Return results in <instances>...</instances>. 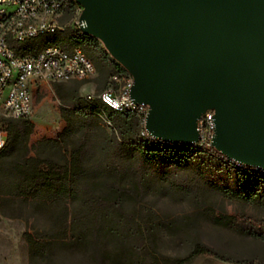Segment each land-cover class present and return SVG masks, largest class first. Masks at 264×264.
<instances>
[{
	"label": "rangeland",
	"instance_id": "1",
	"mask_svg": "<svg viewBox=\"0 0 264 264\" xmlns=\"http://www.w3.org/2000/svg\"><path fill=\"white\" fill-rule=\"evenodd\" d=\"M77 8L73 0H64L62 30L75 28ZM98 43L105 65L95 66L92 77L33 90L27 118L32 133L26 150L11 151L9 161L27 151L59 165L67 162L69 149L62 142H41L57 139L65 127L63 107L73 98L97 95L117 73L118 64ZM91 116V126L98 129L88 137L83 154L88 173L82 183L101 205L91 209L65 198L10 197L1 204L6 216H0V264H264V241L213 221L227 215L263 222L264 227L263 209L228 200L209 185L220 178L213 170L216 162L187 172L178 168L173 155L155 152L145 162L135 159L119 175L98 170L106 156L102 143L115 134L97 115ZM195 248L203 252L191 256Z\"/></svg>",
	"mask_w": 264,
	"mask_h": 264
},
{
	"label": "water",
	"instance_id": "2",
	"mask_svg": "<svg viewBox=\"0 0 264 264\" xmlns=\"http://www.w3.org/2000/svg\"><path fill=\"white\" fill-rule=\"evenodd\" d=\"M78 30L130 76L144 129L198 142L212 112L215 152L264 170V0H73Z\"/></svg>",
	"mask_w": 264,
	"mask_h": 264
},
{
	"label": "trees",
	"instance_id": "3",
	"mask_svg": "<svg viewBox=\"0 0 264 264\" xmlns=\"http://www.w3.org/2000/svg\"><path fill=\"white\" fill-rule=\"evenodd\" d=\"M45 45H59L66 50L78 46L90 58L94 67L98 69V65H105L102 56L104 52L98 41L82 34L77 28H66L53 34H44L24 42L13 43L11 48L16 54L22 55L35 53ZM114 69L118 73L126 74L118 65L114 66ZM98 109L104 110L111 120L112 132L115 134L114 139L105 137L102 143L106 156L105 160L97 164L98 170L112 173L116 170L119 175L127 168L133 167L135 159L139 158L145 162L152 158L155 152L173 155L171 159L178 162V168L181 169L182 165V170L187 172L196 170L197 165L205 167L211 163L210 161H214L217 166H214L213 170L219 171L220 178L208 182L217 193L228 200L252 204L264 210V174L253 173L250 168L237 170L226 165L218 157L210 156L203 150L189 149L185 145L171 147L147 142L139 138L138 123L134 117L114 112L101 106L99 102L92 106L84 99L73 98L69 106L61 109L60 116L65 122V127L58 134L57 139H46L41 142L52 146H59L62 142L68 147V160L63 165L36 156H28L27 151L14 161H9L7 158L11 151L26 150L33 124L28 119L5 120L2 123V129L6 132V142L0 150V216H6L1 204L10 197L38 201L65 198L80 202L91 209L101 205V199L94 196L82 183L88 173L87 167L83 164V154L88 145V137L95 135L94 128L97 127L91 126L90 119ZM128 134L131 135L130 140H127ZM213 221L264 241L263 222L227 215L216 217ZM33 249L30 246V253ZM202 252L195 248L191 256Z\"/></svg>",
	"mask_w": 264,
	"mask_h": 264
},
{
	"label": "built area",
	"instance_id": "4",
	"mask_svg": "<svg viewBox=\"0 0 264 264\" xmlns=\"http://www.w3.org/2000/svg\"><path fill=\"white\" fill-rule=\"evenodd\" d=\"M64 0H0V150L6 142L2 129L5 120L27 119L32 113V92L51 83L84 81L95 74L90 58L78 46L68 50L59 45H45L35 53L16 54L11 44L37 38L44 34L62 31L59 23ZM77 8L75 28L78 29ZM131 78L115 73L109 83L97 95L86 94L84 100L94 106H101L114 112L134 117L138 123V136L147 142L176 147L181 144L165 143L151 138L144 129L147 107L133 104L128 97ZM105 128L113 131L111 120L104 110L95 112ZM198 142L188 145L189 149L203 150L210 156L221 159L237 170L250 168L253 173L264 174V170L247 167L223 157L211 147L213 135L212 112L206 111L197 121Z\"/></svg>",
	"mask_w": 264,
	"mask_h": 264
}]
</instances>
